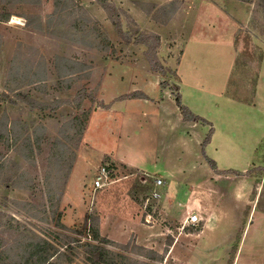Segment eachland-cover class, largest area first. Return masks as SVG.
<instances>
[{"label": "rangeland", "instance_id": "obj_1", "mask_svg": "<svg viewBox=\"0 0 264 264\" xmlns=\"http://www.w3.org/2000/svg\"><path fill=\"white\" fill-rule=\"evenodd\" d=\"M108 1L129 42L98 0H0L9 13L0 22V119L45 132L34 165L15 154L36 189H1L2 209L76 239L73 230L96 228L130 264H264L259 1ZM178 94L209 124L185 121ZM56 142L74 156L51 213L43 190ZM103 165L111 182L92 193ZM70 256L63 264H83L82 252Z\"/></svg>", "mask_w": 264, "mask_h": 264}, {"label": "trees", "instance_id": "obj_2", "mask_svg": "<svg viewBox=\"0 0 264 264\" xmlns=\"http://www.w3.org/2000/svg\"><path fill=\"white\" fill-rule=\"evenodd\" d=\"M258 1L262 11H264V0ZM98 2L109 14L117 31L126 37V34L122 33L121 22L115 17L117 15L116 6L108 0H98ZM3 9L6 10L7 7L4 6ZM8 17L9 13L7 11L4 15L0 14V22H6ZM125 39L127 42L130 41V37ZM149 39L153 42L158 41L155 36ZM151 49L153 50L154 46H151ZM147 53L150 54L148 51ZM149 60L155 61V57L149 58ZM175 102L185 121L209 124L205 119L192 114L182 103L179 94L175 96ZM85 119L87 120V117ZM211 132L212 130H210L206 142L209 140ZM44 136V131L41 134L37 132L34 134V132L29 131L27 125L24 124L20 127L19 123H10L6 115L1 117L0 191L1 189L10 190L13 188L36 189L35 177L21 170L23 165L15 160V154L17 150H20L23 158L30 160L28 165H34L35 153L41 149L42 141L40 138H44ZM19 139L23 141L21 147L18 145ZM57 142L53 144L50 153L51 171L44 178L45 187L43 191L51 213H55L58 209L57 205L61 201L74 156L70 147H67L63 142H59V144ZM209 162L211 165H215L212 160H209ZM22 186H25V188H22ZM12 201L14 204L19 205L21 209L33 210V206L28 201ZM3 204H0V264H63L65 260L70 262V255H74L77 251L82 252L84 256L83 264H130L125 256L112 252L106 247L110 241L107 238L100 237L96 228L84 227L83 232L73 230L74 233L81 235L83 238L76 239L68 234L57 233L53 230L48 231L47 229L43 230L37 225L33 226L28 220L29 217L24 215H21L24 220L10 216L6 210L2 209ZM4 207H7V205ZM43 212L45 213V211ZM60 217L61 215L58 214L56 220H60ZM54 226L61 230H69L60 222ZM6 234H10L11 237L6 239L4 237Z\"/></svg>", "mask_w": 264, "mask_h": 264}, {"label": "built area", "instance_id": "obj_3", "mask_svg": "<svg viewBox=\"0 0 264 264\" xmlns=\"http://www.w3.org/2000/svg\"><path fill=\"white\" fill-rule=\"evenodd\" d=\"M110 177H111V170L105 165L100 166L92 182V186H91L92 193H95L98 190L109 185L111 182ZM156 183L159 185L161 184V181L157 180ZM154 196L158 197L156 193L154 194ZM186 221L191 225H195L198 222V219L195 214H191L188 216Z\"/></svg>", "mask_w": 264, "mask_h": 264}, {"label": "crops", "instance_id": "obj_4", "mask_svg": "<svg viewBox=\"0 0 264 264\" xmlns=\"http://www.w3.org/2000/svg\"><path fill=\"white\" fill-rule=\"evenodd\" d=\"M110 106H111V105H110ZM110 109H111V108L109 107V111H110ZM195 225H196V224H195Z\"/></svg>", "mask_w": 264, "mask_h": 264}]
</instances>
